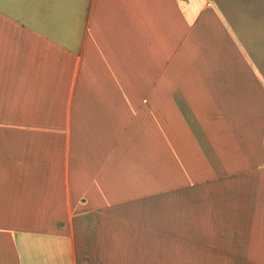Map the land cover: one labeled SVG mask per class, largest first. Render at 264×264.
I'll return each mask as SVG.
<instances>
[{
	"label": "crops",
	"instance_id": "1",
	"mask_svg": "<svg viewBox=\"0 0 264 264\" xmlns=\"http://www.w3.org/2000/svg\"><path fill=\"white\" fill-rule=\"evenodd\" d=\"M0 264H264V0H0Z\"/></svg>",
	"mask_w": 264,
	"mask_h": 264
}]
</instances>
